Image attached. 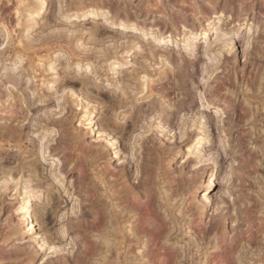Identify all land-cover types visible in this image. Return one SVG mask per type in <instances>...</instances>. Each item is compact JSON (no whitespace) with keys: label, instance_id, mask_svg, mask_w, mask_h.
I'll return each instance as SVG.
<instances>
[{"label":"clouds","instance_id":"clouds-1","mask_svg":"<svg viewBox=\"0 0 264 264\" xmlns=\"http://www.w3.org/2000/svg\"><path fill=\"white\" fill-rule=\"evenodd\" d=\"M12 4L0 264H264V0Z\"/></svg>","mask_w":264,"mask_h":264},{"label":"rangeland","instance_id":"rangeland-1","mask_svg":"<svg viewBox=\"0 0 264 264\" xmlns=\"http://www.w3.org/2000/svg\"><path fill=\"white\" fill-rule=\"evenodd\" d=\"M16 3H17V0H13V4L9 6V9L5 10V13H7L9 10L11 11V20H12L13 24L16 22L17 17L22 15L21 9H19V8L14 6ZM142 15H149L150 16V14L147 11L142 13ZM101 194H103V193L101 192ZM65 200L67 202L68 210H69V212H71L72 209H73V203H72V201L67 200V197H65ZM70 237H71V233H69V237L68 238H70Z\"/></svg>","mask_w":264,"mask_h":264}]
</instances>
